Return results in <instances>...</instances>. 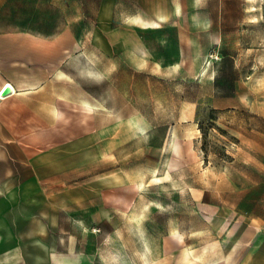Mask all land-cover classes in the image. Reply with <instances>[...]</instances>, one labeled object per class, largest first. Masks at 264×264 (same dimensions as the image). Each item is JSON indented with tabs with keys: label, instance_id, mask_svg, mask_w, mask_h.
Listing matches in <instances>:
<instances>
[{
	"label": "rangeland",
	"instance_id": "374dc122",
	"mask_svg": "<svg viewBox=\"0 0 264 264\" xmlns=\"http://www.w3.org/2000/svg\"><path fill=\"white\" fill-rule=\"evenodd\" d=\"M11 5L0 263L215 264L257 240L264 0Z\"/></svg>",
	"mask_w": 264,
	"mask_h": 264
},
{
	"label": "crops",
	"instance_id": "0c3cea01",
	"mask_svg": "<svg viewBox=\"0 0 264 264\" xmlns=\"http://www.w3.org/2000/svg\"><path fill=\"white\" fill-rule=\"evenodd\" d=\"M12 5L11 0H0V14L1 12L11 11ZM1 21V17H0ZM3 26L7 27V29H3L0 31V43L8 44L7 47L4 48V52H7V57H11L12 54V46L11 43L14 41H18L17 39L23 37L22 35L19 36L17 34L12 33L9 29L11 28V23H4ZM37 42V40H36ZM25 48V47H23ZM26 49V48H25ZM3 57H6L3 55ZM5 73L0 71V89L2 86L6 84V87H10V92L8 94H0V102L7 103L10 100V97L20 94L21 91L26 89L17 81H15L12 77H5L3 76ZM5 112L3 110V106H0V116L4 115ZM10 136H5L4 132L0 131V138H6ZM1 150V148H0ZM0 163L5 162V158H0ZM5 170V169H4ZM6 176V175H5ZM228 252L225 255V259L221 262L215 264H264V230L259 232L257 240L253 242H244L240 244H236L233 246L232 249H227ZM0 264H10L6 263V261Z\"/></svg>",
	"mask_w": 264,
	"mask_h": 264
},
{
	"label": "water",
	"instance_id": "95a60500",
	"mask_svg": "<svg viewBox=\"0 0 264 264\" xmlns=\"http://www.w3.org/2000/svg\"><path fill=\"white\" fill-rule=\"evenodd\" d=\"M10 89H11V88L7 86V87L5 88V90L3 91V94H4V95H5V94H8V93L10 92Z\"/></svg>",
	"mask_w": 264,
	"mask_h": 264
},
{
	"label": "built area",
	"instance_id": "2783aa9c",
	"mask_svg": "<svg viewBox=\"0 0 264 264\" xmlns=\"http://www.w3.org/2000/svg\"><path fill=\"white\" fill-rule=\"evenodd\" d=\"M5 88H6V84H5L4 86L1 87V89H0V94L3 93V91L5 90Z\"/></svg>",
	"mask_w": 264,
	"mask_h": 264
},
{
	"label": "bare ground",
	"instance_id": "6f19581e",
	"mask_svg": "<svg viewBox=\"0 0 264 264\" xmlns=\"http://www.w3.org/2000/svg\"><path fill=\"white\" fill-rule=\"evenodd\" d=\"M138 218V217H137Z\"/></svg>",
	"mask_w": 264,
	"mask_h": 264
}]
</instances>
